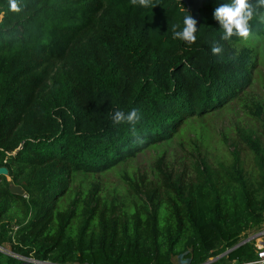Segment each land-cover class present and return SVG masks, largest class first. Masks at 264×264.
<instances>
[{"label":"trees","instance_id":"trees-1","mask_svg":"<svg viewBox=\"0 0 264 264\" xmlns=\"http://www.w3.org/2000/svg\"><path fill=\"white\" fill-rule=\"evenodd\" d=\"M223 2L203 0L189 45L171 30L188 11L180 0H157L153 9L131 0H19L16 12L0 0V168L9 171L0 176V264L257 259L254 243L235 248L264 225V167L253 182L235 156L163 195L125 176L138 197L128 203L89 181L171 143L183 123L244 91L264 25H253L247 43L221 40L213 14ZM216 42L222 56L211 52ZM133 108L143 116V143L111 119ZM248 143L264 164L257 142Z\"/></svg>","mask_w":264,"mask_h":264},{"label":"rangeland","instance_id":"rangeland-1","mask_svg":"<svg viewBox=\"0 0 264 264\" xmlns=\"http://www.w3.org/2000/svg\"><path fill=\"white\" fill-rule=\"evenodd\" d=\"M252 44L255 60L250 80L237 100L205 118L183 123L171 143L147 149L136 159L89 181L100 185L102 195H117L119 202L128 203L138 197L129 191L125 176L143 188L158 189L163 195L179 183L194 182L198 170L231 166L238 156L244 172L258 182L264 164L250 147L248 138L256 141L264 152V38ZM82 179L76 178L75 188H79ZM141 197L145 199L143 194ZM261 231L264 225L248 232L241 243Z\"/></svg>","mask_w":264,"mask_h":264},{"label":"clouds","instance_id":"clouds-1","mask_svg":"<svg viewBox=\"0 0 264 264\" xmlns=\"http://www.w3.org/2000/svg\"><path fill=\"white\" fill-rule=\"evenodd\" d=\"M132 5L145 9H153L157 0H131ZM10 9L14 12L20 11L19 0H9ZM214 19L221 28V40L231 42L234 37L240 38L247 43L256 38L257 32L253 25H264V0H226L220 3L214 10ZM198 21L187 11L183 17V27L179 24L172 26L173 39L183 41L189 45L194 44L198 38ZM223 47L218 43H213L211 52L213 55L222 56ZM114 124L130 125L131 135L137 143L144 142V135L138 130L137 125L143 121V116L138 108H133L129 112L116 110L110 113Z\"/></svg>","mask_w":264,"mask_h":264},{"label":"built area","instance_id":"built-area-1","mask_svg":"<svg viewBox=\"0 0 264 264\" xmlns=\"http://www.w3.org/2000/svg\"><path fill=\"white\" fill-rule=\"evenodd\" d=\"M249 239H251L250 243H254L257 259L255 261L248 263H239L237 261H233L230 264H264V231H261L260 233ZM0 252L7 253L2 248H0ZM217 259H210L206 264H212L213 262L217 261ZM24 264H38V263L31 260H25ZM43 264H50V263H43ZM176 264H190V261L185 257H179L176 260Z\"/></svg>","mask_w":264,"mask_h":264},{"label":"water","instance_id":"water-1","mask_svg":"<svg viewBox=\"0 0 264 264\" xmlns=\"http://www.w3.org/2000/svg\"><path fill=\"white\" fill-rule=\"evenodd\" d=\"M180 1L186 5V7L188 8V11L198 21L197 27L199 29V11L202 8L203 0H180ZM0 176L8 177L9 171L6 168H0ZM10 191L14 195H18V196H24L25 195L24 190L21 189L20 187L15 186V185L10 186ZM250 241H251V239H248V240L240 243L235 249H237V248H239V247H241L247 243H250Z\"/></svg>","mask_w":264,"mask_h":264}]
</instances>
